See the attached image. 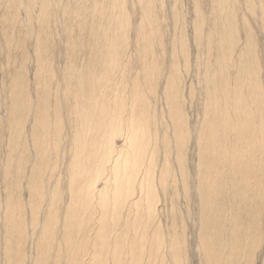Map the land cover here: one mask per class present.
Returning a JSON list of instances; mask_svg holds the SVG:
<instances>
[{"label":"bare ground","instance_id":"1","mask_svg":"<svg viewBox=\"0 0 264 264\" xmlns=\"http://www.w3.org/2000/svg\"><path fill=\"white\" fill-rule=\"evenodd\" d=\"M162 1L148 0L142 8L148 24L147 35L151 40L161 34L154 9L156 3ZM194 1L201 28L206 22L198 0ZM209 2L214 19L217 18L214 25L222 29L213 44H205L209 50L215 49L216 54L209 59L205 74L200 75L204 108L197 129L186 122L180 95L181 76L178 62L175 61L165 64L162 86L157 95L154 94L155 105H159L156 113L160 112L161 120L154 125L157 129L151 128L149 103L146 104L147 96L142 89L151 94L155 91L154 78L159 76L156 61L162 55L161 40L155 39L154 44L150 42L147 46L138 44L135 49L127 51L122 38L114 41L102 31L106 21L112 19H96L94 26L101 29V45L99 42H91L90 45L84 36L86 25L83 28V18L76 9L73 10L71 20H78L75 26L79 27V33L77 36L70 34L67 39V53L72 55L67 57L63 68L56 73L52 62L45 59L47 52L38 48L34 94L27 89L23 70L13 72L15 76L8 87L9 108L6 115L0 117V128L4 117H7L9 126V151L4 175L13 172L15 176L3 211L6 235L3 238L8 248L1 263L29 264L23 246L30 228L36 229L37 236L33 264H142L147 255V264H157L159 261L150 258L152 255L156 257L162 247V238L157 234L160 229L157 203L161 201L158 198L162 197L165 203L168 200L164 201L165 195L173 198L174 194L179 198L176 184L184 196L190 190L189 194L198 201V224L197 228H192L197 230L200 240L197 246L200 263H253L254 250L264 237V230L256 235L252 233L258 227L256 219L261 223L259 213L264 214V206L259 203L264 192V92L261 68L250 33L238 47L236 59L230 50L234 42L227 44V39L223 38L230 31L234 32L238 25V0ZM4 3V17L0 22L3 27L1 44L8 59L11 53L22 47L24 35L31 34L27 22L32 15L27 18L24 14L27 19L19 21L16 8L25 5L28 12L33 7L39 10L36 16V20L39 17L36 36L39 43L46 40L49 32L41 26L47 18L48 21L51 19L52 14L48 16L47 13L51 11L47 7L50 0H5ZM255 3L256 0H245L246 10L253 16L257 14ZM101 7L105 10L106 3ZM81 8L86 11V8ZM261 20L264 22V8ZM124 25L119 23L120 27ZM117 26L115 24L112 30ZM91 33H94L93 29ZM198 39L203 42L200 34ZM239 44L240 41L235 48ZM155 46L159 49L158 54ZM76 53L78 58L79 53H83L79 64L78 58L75 60ZM173 55L174 52H171V57ZM181 55L185 66L187 54L181 50ZM130 56L133 57L132 61L137 59L138 72L135 78L130 76L132 79L127 80L124 74ZM57 76L62 83L56 79ZM120 80L125 81L126 86L118 85ZM190 93L193 96V91ZM62 100L65 101L64 106ZM29 122L31 128L26 137L25 124ZM114 135L122 142L120 147L110 140ZM66 137L70 139L67 154L72 152L68 164H62V167H66L63 172L60 161L65 156L62 141ZM26 138L34 154L30 162L32 165L28 164L31 169L24 165L27 159ZM188 139L197 161L194 180L189 174L188 190L185 192L187 174H184L181 159ZM157 145H163L159 148L161 159L158 163L155 152ZM23 170L27 171L23 184L26 183L34 195L38 193L37 200H34V195L32 197L27 214L29 217L25 218L28 223L23 217L24 206L16 197ZM63 173L67 176L64 183L65 194H68L66 201L60 199L58 190L63 182H59ZM99 182L102 184L100 189L97 187ZM43 188L47 192H43ZM38 200L45 206L38 205ZM60 202L63 203V210L57 217L56 207ZM28 205L25 204V209ZM44 207L43 215L46 213V216L41 218ZM188 212L183 211L182 218L186 220L182 221L191 226ZM175 232L169 241L163 242L172 262L181 264V245ZM15 241L16 248L11 247ZM52 247L54 252L51 251ZM261 263L264 264V259Z\"/></svg>","mask_w":264,"mask_h":264},{"label":"rangeland","instance_id":"2","mask_svg":"<svg viewBox=\"0 0 264 264\" xmlns=\"http://www.w3.org/2000/svg\"><path fill=\"white\" fill-rule=\"evenodd\" d=\"M2 2L4 3L5 0H0V6H1L0 7V22L1 23L3 21L2 17H4L3 16L4 11H3L2 6L5 4V3L3 4ZM104 2L106 3L105 10L104 8L101 7L103 6ZM147 2L148 0H118V1L117 0H50V4H48L47 7L50 8L51 11L47 13H48V16L52 14L51 19L48 21V18H47L45 24L43 26L40 25L42 28L47 30V32H49L47 33L46 40L43 41L42 43H39L38 40L36 39L37 33L39 32V29H38L39 17L36 20V16L39 10L37 9V7L36 8L33 7V9L30 12H28L25 5L23 6L19 5L17 7L18 9L16 8V15L18 17L17 20L25 21L27 18L30 17V14L32 15L31 19L33 21L29 19L27 22V26L30 28L29 31L31 34L24 35L23 40H22L24 41L22 42L23 45L21 48H19L21 51L18 50L17 52L11 53V57L7 59V56L4 53L2 49V44H1V37H2L1 34L3 31V27H2V24L0 23V117L5 116L9 108V101L7 97L10 94L8 92V87H9L11 79L15 76L13 74L14 71L23 70L22 73L24 74V80H25L24 82L27 83L26 84L27 89L29 88L28 90H31L33 94L35 93L34 92L35 90L33 91V89L35 88L34 86L36 84V81H35V73L37 69L36 68L37 67L36 54L38 52V48H42L43 50L47 52V56L45 59H47L46 60L47 62L48 60L52 62V68L54 69L56 73H59V71L63 68V66L65 65L64 62L67 61L68 59L67 57H71L72 54L69 55L67 53V48H68L67 39L70 34H72V36L74 35L77 36L79 33V27L75 26L77 25L78 20L76 21L71 20L73 10L76 9V11H78L83 18L82 19L83 24H84L83 28L86 25V27L84 28V33H85L84 36L87 39L89 44L91 42L100 43L99 36L101 33H99V31L101 29L94 26L97 24V20H96L97 18L112 19L109 22L106 21V24L102 27V31L103 32L105 31V33L108 34L111 38H114L113 39L114 41H117L118 39L122 38L124 41V45L127 48V51L135 49L138 46V44H141L144 46L146 44L147 46L150 44V42L154 44L155 39H160L161 44H162V51H161L162 55L158 57V61H156L157 64L159 65L158 73H157V75L159 76L158 78H154L155 91L153 94H151V93H147L146 90L142 89L145 96H147L146 104L149 103L147 104V107L149 110L148 111L149 121H150L149 124L151 125V128L157 129V127H155L154 125L157 124L158 120L159 121L161 120L160 112L156 113L157 109H159V105L158 106L155 105L156 102L154 101L153 98L156 97L157 91L162 86V77L165 72L164 68H166L167 66L165 64H169L175 61V62H178V71L181 76L180 95H181V99L183 102V109L185 112L186 122L191 128L197 129L199 126V119L202 121L203 108H204V95H203L204 91H203V85L201 82L200 75L202 76L205 74L206 67L209 64V59L213 55L216 54L215 49L209 50L205 44L207 42H210L213 44L219 38L222 27L216 24L214 25V22L216 21L217 18L214 19V15L212 12V6L210 5L209 0H198L199 5L201 6V11H202L201 14H203L204 20L206 22L201 28L199 27V20L197 19L196 4L194 0H163L161 3L157 2L156 8L154 9L156 18L159 22V29L161 31V34L155 35L151 40L147 35L148 24L146 22L144 14H142V8L146 5ZM238 6H239V9L237 11V16H236L238 25L236 29L234 30V32L230 31L226 36H223V38L227 39V44L231 43L232 41L234 42L233 45L230 47V50L233 53L234 59H236L238 47L241 45V42L245 40L246 36L249 35V33L251 34V36L253 37L256 49H257V56H258V60L260 63V68H261L260 79L262 82V89L264 92V22L261 20L262 8H264V0H256L255 6L257 7L256 8L257 14L255 16L248 14L246 10V6H245V0H238ZM81 7L86 8V11L82 10ZM92 7L96 9H92ZM111 7H113V9L110 12ZM120 12L123 13V15L122 14L120 15ZM24 14H26L28 17L26 18ZM143 18L144 20L142 21ZM119 23H124L125 24L124 27H120ZM115 24H117L118 26L113 31L112 27ZM92 29L94 30L93 34L91 33ZM199 34L202 36L203 42H201L198 39ZM239 41H240V44L235 48L237 42ZM154 49L155 51L157 50L156 53L158 54L159 53L158 47L155 46ZM181 50H184V52L187 54V64H185V66H184V63H185L184 59L182 58V55H181ZM171 52L172 53L174 52V55L172 57H171ZM82 54L83 53H79V58H78V54L76 53L75 60L78 58V64L82 62V59H83ZM131 56L136 58L135 55H131ZM131 56H130V59L126 61V62H130L129 64L127 63L128 69H126L127 72H125L126 74H124L126 75L125 77L127 80L128 78H130V76H133L132 78H135L134 75L135 73L137 74L138 72L137 70L138 65L135 62V60L137 59H134L132 61L131 59H133V57ZM24 58L26 61L24 60ZM124 60L125 58L122 59L123 62ZM56 79L58 81L60 80L58 76L56 77ZM62 82L63 81L60 80V83ZM124 84H125V81L122 82L120 80L118 82V85L123 86ZM190 91H193V96L190 93ZM155 93L156 95H154ZM149 101L151 102V104ZM64 102L65 101L62 102L63 106H64ZM3 121L4 122L2 124V128H0V218H2L0 219V252L2 251L0 253V264H4V262L3 263L1 262L4 258L5 251L8 248V245L6 244V239L3 238V236H6L4 235L5 234V231H4L5 219H3V217H5L4 216L5 213L3 211L5 209L4 207L6 206V201H7L8 193H9L8 192L9 187L11 186V184H14V181H15V176L13 172H11L8 176L4 175V168L6 164L5 161L8 156V151H9V145H8V139H7V136H8L7 128L9 126L7 124V117H4ZM25 125H26L25 126L26 130H24V133L27 137V133L29 132L28 130H30L31 128V122ZM68 139L69 137L64 138V140L62 141L64 144L61 143V145L63 144L62 147L64 148L63 151L65 154V156L63 155L62 160H61L63 162L60 161V168L62 169L63 172L64 170H66V167H64V165L62 167V164L64 163L65 166L68 164L67 163L68 158L70 157L71 152H72V151H69L67 154V151H68L67 147L69 148V145H70V144L68 145V141H70V139L69 140ZM26 140H25V146L27 148V152H26L27 159L25 160L27 161L24 160L25 167L28 164H30V162H32L31 159L34 156L32 149L29 147L28 140L27 141ZM110 140L114 141L113 143L118 147H120L122 144L120 139L115 135L112 136V138L110 137ZM162 146L163 145H161L160 147L162 148ZM160 147L157 145L155 149V152L157 151V156H158L156 159V163H158V161L161 159L159 155L160 149H161ZM29 153L31 155L28 156ZM183 154L184 155H182L183 158L181 160L183 161L182 164H183V167L185 168L183 169L184 174H187V177L185 178L186 186H187V189L185 190L186 192L188 190V185H187L188 175L190 174V176L192 177V180H194L193 178L195 177L194 176L195 174L194 165L197 161L195 151L189 139H188V142L185 144ZM30 165H32V163ZM30 165H28V167L31 169ZM22 172H23L22 174L23 179L21 181V187L18 188V192L16 193L17 194L16 197L18 198L19 202L22 203V207L24 206L23 210L25 214L23 215V217L25 221L26 220L25 218L29 217L28 212L30 211V204L32 203L31 201H33V198L34 200H37L36 196H38L37 195L38 193H35L34 195V193L28 190V186L26 185V183L23 184L27 171L23 170ZM46 175L44 176L45 179H47ZM62 177L60 178L61 180L59 181L60 183L63 181L62 184L59 183L60 186L66 183V180H67L65 179L67 178L66 173H63ZM60 186H58V190H60L59 191L60 199L61 200L65 199L66 201V199L68 198V194L67 193L65 194L66 192L65 184L62 187ZM97 187L99 189L102 187L101 182L97 184ZM175 187L177 191L176 193L178 192L180 193V194L178 193L177 195V197L179 198H176V195L174 194H172L174 196L173 198L172 197L169 198V195H165L167 197H165L166 199L164 201H166L168 198L166 203L162 202L163 201L162 197L158 198L161 200L160 201L161 203L160 202L157 203L158 204L157 205V219H158V222L160 223L159 224L160 229L158 228L157 234H159L161 236L160 238H162L161 240L162 247L159 248L160 251H158L159 253H157L156 257L152 255L151 256L152 258L150 259H152V261L153 260L159 261L157 262V264H175L174 262H172L170 253L166 249L164 242L169 241L170 238L174 235V232L176 231L175 233L177 235L176 234L175 235L179 238V242L181 245L180 246L181 253H179V257L181 258L180 259L181 264H201L200 263L201 255L197 247L200 244V240L197 237V230L194 229V228H197V224H198V217H199V210L197 206L198 201L195 199V196H192L189 194L190 190H188L189 191L188 194L184 196V192L183 194L181 193L182 192L181 188H179L180 190L177 189V184L175 185ZM60 188L64 189V190L62 189L63 192ZM45 189L46 188H43V192H47ZM31 193H32V196L30 195ZM66 195H67V198H66ZM22 196H24L25 198H23ZM262 196L263 198L259 200V203L264 206V192ZM190 197H193L194 200L192 201ZM187 200L189 203H187ZM39 203L41 204V206L44 205L40 201L38 202V205H40ZM60 203H59L60 206L58 205L59 208L56 207V209H58L57 215L59 213L61 214L63 210L62 209L63 203L62 202ZM25 204L28 205V207L26 208L27 210L25 209L26 207ZM44 210H45V207L42 210L41 218H44V216H46V213L45 215H43L45 212ZM59 210H61V212ZM185 210L186 212L189 211L188 214L191 215L190 216L191 221H189L190 219L188 220V223L191 224V226H187L183 222L186 220V218H184V220L182 218L183 211ZM257 213H259L258 209H257ZM59 215L57 217H59ZM158 215H159V218H158ZM259 215H260L261 223L259 224V222L256 219V223L258 224V227H255L252 230V233L255 235L258 233V231L261 232L262 230H264V214L259 213ZM193 220L194 222H192ZM26 222L28 223L27 220ZM187 227H190L189 229L190 231L188 230ZM26 230H27V226H26ZM28 230L26 232L28 237L26 235L27 238L26 237L24 238L25 239L24 241L26 242H24L25 245L23 246V250L26 252V253L24 252V255L25 256L27 255L26 261L28 260L30 261L29 264H33V260L35 259L34 258L35 257L34 241H35V238L37 237L35 235L36 229L35 230L30 229L29 234H28ZM13 243L14 244L11 243V247L12 245L14 246L16 244V241ZM257 244H258L257 245L258 248L255 249L256 251L254 250L253 257H252L253 259L252 264H262L261 262L264 259V237L261 240H259ZM14 247L16 248V246ZM51 251L54 252L53 247L51 248ZM15 256H16L15 257L16 259L17 255L15 254ZM146 257H149V255L145 256V259H146V260L144 259L145 263L142 262V264H147L148 262L147 260L149 258H146Z\"/></svg>","mask_w":264,"mask_h":264}]
</instances>
